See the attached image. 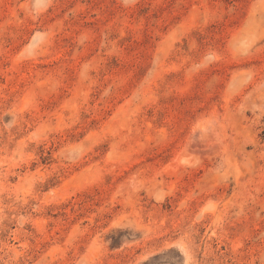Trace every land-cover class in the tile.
I'll list each match as a JSON object with an SVG mask.
<instances>
[{
  "label": "rangeland",
  "instance_id": "374dc122",
  "mask_svg": "<svg viewBox=\"0 0 264 264\" xmlns=\"http://www.w3.org/2000/svg\"><path fill=\"white\" fill-rule=\"evenodd\" d=\"M0 264H264V0H0Z\"/></svg>",
  "mask_w": 264,
  "mask_h": 264
}]
</instances>
